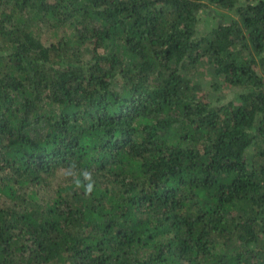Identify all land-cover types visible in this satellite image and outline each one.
I'll use <instances>...</instances> for the list:
<instances>
[{
  "label": "trees",
  "instance_id": "trees-1",
  "mask_svg": "<svg viewBox=\"0 0 264 264\" xmlns=\"http://www.w3.org/2000/svg\"><path fill=\"white\" fill-rule=\"evenodd\" d=\"M0 264H264V0H0Z\"/></svg>",
  "mask_w": 264,
  "mask_h": 264
},
{
  "label": "rangeland",
  "instance_id": "rangeland-1",
  "mask_svg": "<svg viewBox=\"0 0 264 264\" xmlns=\"http://www.w3.org/2000/svg\"><path fill=\"white\" fill-rule=\"evenodd\" d=\"M202 88L207 97L213 101L225 102L231 98H234L235 89L221 84V88H217L212 85V80L207 75L202 80Z\"/></svg>",
  "mask_w": 264,
  "mask_h": 264
},
{
  "label": "clouds",
  "instance_id": "clouds-1",
  "mask_svg": "<svg viewBox=\"0 0 264 264\" xmlns=\"http://www.w3.org/2000/svg\"><path fill=\"white\" fill-rule=\"evenodd\" d=\"M89 181L91 180L90 178V175L87 174V177H86ZM75 184L77 187H81V183L80 181L77 179L75 181ZM84 190H85V194H91V192L93 191V183L92 182H89L86 186H84Z\"/></svg>",
  "mask_w": 264,
  "mask_h": 264
}]
</instances>
